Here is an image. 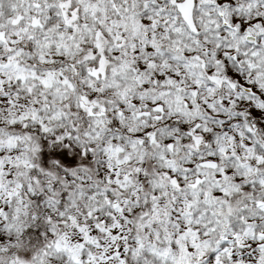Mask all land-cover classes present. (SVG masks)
I'll return each instance as SVG.
<instances>
[{"label":"snow or ice","instance_id":"6c2138e0","mask_svg":"<svg viewBox=\"0 0 264 264\" xmlns=\"http://www.w3.org/2000/svg\"><path fill=\"white\" fill-rule=\"evenodd\" d=\"M0 264H264V0H0Z\"/></svg>","mask_w":264,"mask_h":264}]
</instances>
